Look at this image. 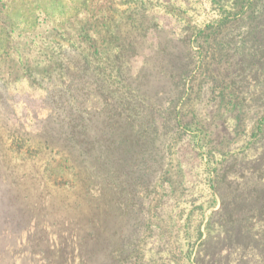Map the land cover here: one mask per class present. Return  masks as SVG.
<instances>
[{"label":"rangeland","instance_id":"rangeland-1","mask_svg":"<svg viewBox=\"0 0 264 264\" xmlns=\"http://www.w3.org/2000/svg\"><path fill=\"white\" fill-rule=\"evenodd\" d=\"M0 264H264V0H0Z\"/></svg>","mask_w":264,"mask_h":264}]
</instances>
